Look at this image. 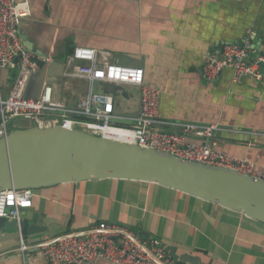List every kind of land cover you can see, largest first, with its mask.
<instances>
[{
	"label": "crops",
	"instance_id": "crops-1",
	"mask_svg": "<svg viewBox=\"0 0 264 264\" xmlns=\"http://www.w3.org/2000/svg\"><path fill=\"white\" fill-rule=\"evenodd\" d=\"M28 5L30 14L19 29L33 51L57 62L53 98L64 108L74 109L90 86L64 76L65 58L76 46L92 47L99 62L144 70V82L160 92L161 129L177 132L184 122L217 123L209 144L264 170V136L259 134L264 130V79L236 82L230 66L213 80L202 72L209 54L220 56L222 45L241 42L247 32L253 33L252 42H264V0H28ZM16 71L0 67L1 97L9 93ZM103 84L98 92L106 93ZM110 94L116 111L125 114L119 118L135 120L140 88L123 84ZM9 125V130L33 126L17 119ZM186 139L202 142L195 136ZM33 190L20 221H32L39 212L53 221L54 235L105 220L158 238L170 253V245H177V254L198 257L199 264H264V223L155 182L101 178ZM14 249L0 253V264H46L37 249L25 254ZM93 264L111 263L99 258Z\"/></svg>",
	"mask_w": 264,
	"mask_h": 264
},
{
	"label": "built area",
	"instance_id": "built-area-1",
	"mask_svg": "<svg viewBox=\"0 0 264 264\" xmlns=\"http://www.w3.org/2000/svg\"><path fill=\"white\" fill-rule=\"evenodd\" d=\"M30 14L28 0H0V67L12 66L16 59L17 71L9 93L0 96V136L6 133V120L21 117L38 127L55 126L78 128L94 133L93 126L102 130L117 127L127 131L123 140L142 147L175 155L181 159L204 165L224 167L264 180V170L254 162L226 153L209 144L217 123L198 124L184 122L179 131L161 129L158 112L159 89L144 82L141 67L97 60V50L88 46H76L65 58L64 76L84 79L89 90L78 100L74 109H66L53 98V84L43 83L37 99L25 97L24 91L32 73L51 61L39 56L24 44L19 25ZM252 32L239 43L224 44L220 56L208 55L203 64V76L213 80L227 66L232 67L233 80L249 77L263 80L264 52L259 53L252 42ZM81 61V62H78ZM94 81L115 85L130 84L140 88L139 114L135 124L125 126L111 121L119 118L114 112V98L110 93L92 90ZM61 110L63 113H59ZM74 116V117H70ZM92 117V119H84ZM264 136V130L259 132ZM187 136L200 138L196 143ZM34 190H0V217L20 221V210L32 204ZM37 249L46 264H93L102 258L111 264H176V259L156 237H143L137 230L117 222L101 220L82 230L63 231L52 237L32 243L19 236L17 252L25 254Z\"/></svg>",
	"mask_w": 264,
	"mask_h": 264
},
{
	"label": "water",
	"instance_id": "water-1",
	"mask_svg": "<svg viewBox=\"0 0 264 264\" xmlns=\"http://www.w3.org/2000/svg\"><path fill=\"white\" fill-rule=\"evenodd\" d=\"M19 34L27 48L33 49L32 42L20 29ZM262 45L264 42L261 40L253 42L259 53L264 52ZM55 63L51 61L31 74L24 91L25 97L37 99L45 81H56L60 75L53 72ZM10 67L17 68L16 59ZM260 67L264 73L263 64ZM98 86L99 82L94 81V93L98 91ZM117 88L111 82L103 84L106 93H115ZM113 113L118 117L125 115L116 108ZM138 114L139 110L133 117ZM111 121L135 124V120L129 122L121 118H112ZM101 178L155 182L264 223V180L233 169L200 164L133 142L95 135L78 128L70 129L60 124L16 128L0 136V190L36 189ZM34 213V220L24 219L19 224L16 219L0 217V253L18 245L20 235L27 241L29 237L41 241L54 235L51 218ZM170 247L179 264H199L198 257L186 253L179 255L176 253L177 245L171 244Z\"/></svg>",
	"mask_w": 264,
	"mask_h": 264
},
{
	"label": "bare ground",
	"instance_id": "bare-ground-1",
	"mask_svg": "<svg viewBox=\"0 0 264 264\" xmlns=\"http://www.w3.org/2000/svg\"><path fill=\"white\" fill-rule=\"evenodd\" d=\"M67 128L72 129L71 127H67ZM100 132H102V134L104 136L113 137V138L121 139V140H123L124 136L127 134V131H125L121 128H117V127H106V128H103L102 130H100Z\"/></svg>",
	"mask_w": 264,
	"mask_h": 264
},
{
	"label": "rangeland",
	"instance_id": "rangeland-1",
	"mask_svg": "<svg viewBox=\"0 0 264 264\" xmlns=\"http://www.w3.org/2000/svg\"><path fill=\"white\" fill-rule=\"evenodd\" d=\"M13 119H17L19 122H22V123L29 121V120L23 119V118H21V117L8 119V120H6V128H7L8 130L11 128V126L9 125L10 120L12 121ZM9 126H10V127H9ZM93 128H95V129H94V132H95V133H99V132H100V130H99L98 127L93 126Z\"/></svg>",
	"mask_w": 264,
	"mask_h": 264
},
{
	"label": "trees",
	"instance_id": "trees-1",
	"mask_svg": "<svg viewBox=\"0 0 264 264\" xmlns=\"http://www.w3.org/2000/svg\"><path fill=\"white\" fill-rule=\"evenodd\" d=\"M84 119H87V118H84Z\"/></svg>",
	"mask_w": 264,
	"mask_h": 264
}]
</instances>
